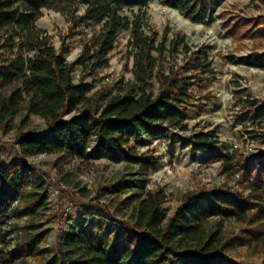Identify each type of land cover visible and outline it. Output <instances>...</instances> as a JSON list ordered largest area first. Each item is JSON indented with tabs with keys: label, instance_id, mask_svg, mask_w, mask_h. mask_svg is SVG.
<instances>
[{
	"label": "trees",
	"instance_id": "1",
	"mask_svg": "<svg viewBox=\"0 0 264 264\" xmlns=\"http://www.w3.org/2000/svg\"><path fill=\"white\" fill-rule=\"evenodd\" d=\"M39 1L31 0L35 12L25 13L18 0H0V49L7 52L0 61V130L8 131L19 114H24L25 121L39 116L48 123L46 131L17 134L16 159L7 162L0 158V241L4 243L0 264H16L27 248L38 250L27 239L17 244L13 253L6 245L15 202L32 223L41 203L40 182L30 181L27 157L39 153L87 157L92 142L95 151L109 153L117 152L131 139L158 136L172 129L188 131L189 111L199 100L196 88L205 86L212 73L207 53L195 55L192 51L184 64L167 61L168 48L163 41L158 42V33L146 16L151 0H51L44 4L69 15L72 29L84 23L100 25L84 41L80 56L67 62V49H57L53 36L35 24L42 14ZM222 1L166 0L192 20L208 18ZM79 6L84 7L82 14H77ZM124 30H131L133 77H121L90 94L87 82H75L76 68L89 74L108 65ZM18 35L19 44L14 40ZM241 61L264 67V52L242 57ZM240 112L242 120L264 119V100L247 98ZM257 125L258 129L245 128L251 139L263 146L264 124ZM187 141L195 150L206 152H215L220 142L213 132L195 133ZM222 166L239 173V185L249 189L245 201L213 197L203 208L200 195L190 194L185 205L166 218V191L157 187L148 190L137 206L132 223L138 234L134 248H126L112 259L91 242L89 235L71 226L60 245L59 261L55 258L46 264H264V259L250 262L232 258L227 253L231 243L225 241L222 231L208 229L211 215L233 217L249 225L247 247L254 254L264 252V147L251 156L234 147ZM95 206L107 210L105 205Z\"/></svg>",
	"mask_w": 264,
	"mask_h": 264
},
{
	"label": "rangeland",
	"instance_id": "2",
	"mask_svg": "<svg viewBox=\"0 0 264 264\" xmlns=\"http://www.w3.org/2000/svg\"><path fill=\"white\" fill-rule=\"evenodd\" d=\"M50 1H39L42 14L35 24L53 36L57 49L61 46L67 49L64 54L67 62H74L82 53L84 41L100 25L84 23L72 29L69 15L44 6ZM18 2L25 13L35 12L31 0ZM148 4L146 16L158 33V42L163 41L168 48L165 52L168 62L184 64L192 51L195 55L207 53L211 62L212 73L207 83L196 88L199 100L189 111V130L172 129L158 136L131 139L117 152L95 151L92 142L87 157L45 153L27 157L30 181L40 182L41 203L32 223L15 202L6 245L13 253L16 245L27 239L38 250L25 249L16 264H46L55 258L59 261L60 245L71 226L89 235L91 242L110 258H118L124 249L136 246L138 234L132 223L137 206L148 190L157 187L166 191V218L184 206L190 194L200 195L199 204L203 208L213 197L239 202L249 195V189L239 185V173L226 171L222 164L234 147L248 156L264 147L253 141L245 128L258 129L257 124H264V119L242 120L238 115L247 98L264 100V67L241 61L242 57L264 52V0H224L203 20H192L166 0H151ZM83 11L84 7L79 6L77 14ZM245 28L248 31L244 34ZM19 35L14 39L17 44ZM130 37L131 30L120 33L109 64L96 72L85 74L76 68L75 82H87L89 93L93 94L121 77L132 78ZM6 56L5 49H0V61ZM24 118V114L16 115L8 131L0 130V158L4 161L17 158L19 132L48 128L47 121L39 116H31L27 121ZM198 132L215 133L220 141L215 152L195 150L187 141ZM96 203L105 205L107 210L96 207ZM208 218V229H220L225 241L231 243L227 253L232 258L250 262L264 259V252L254 254L247 247L249 225L218 214ZM3 245L0 241V247Z\"/></svg>",
	"mask_w": 264,
	"mask_h": 264
}]
</instances>
